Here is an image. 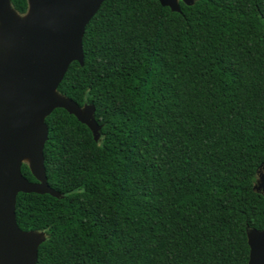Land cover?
Instances as JSON below:
<instances>
[{
    "label": "trees",
    "instance_id": "obj_1",
    "mask_svg": "<svg viewBox=\"0 0 264 264\" xmlns=\"http://www.w3.org/2000/svg\"><path fill=\"white\" fill-rule=\"evenodd\" d=\"M180 8L109 0L88 25L85 65L58 92L96 108L101 139L64 110L47 119L63 198L20 194L16 211L46 234L38 264L249 263L248 231L264 230V0Z\"/></svg>",
    "mask_w": 264,
    "mask_h": 264
},
{
    "label": "water",
    "instance_id": "obj_2",
    "mask_svg": "<svg viewBox=\"0 0 264 264\" xmlns=\"http://www.w3.org/2000/svg\"><path fill=\"white\" fill-rule=\"evenodd\" d=\"M109 0H28V12L19 16L11 0H0V264H38L46 234L23 232L17 223L20 194L63 196L48 182L44 150L49 141L47 119L57 110L87 126L96 142L101 126L96 108H81L58 90L74 63L85 65L83 39L88 25ZM174 13L180 1L157 0ZM28 164L36 182L24 177ZM255 191L264 197V167ZM250 260L264 264V230L248 231Z\"/></svg>",
    "mask_w": 264,
    "mask_h": 264
},
{
    "label": "flooded vegetation",
    "instance_id": "obj_3",
    "mask_svg": "<svg viewBox=\"0 0 264 264\" xmlns=\"http://www.w3.org/2000/svg\"><path fill=\"white\" fill-rule=\"evenodd\" d=\"M19 16L23 17L24 15L19 14ZM0 30H1V23H0ZM0 46H1V42H0ZM6 53H7L6 50L3 47H0V55L3 56V57H5L6 56Z\"/></svg>",
    "mask_w": 264,
    "mask_h": 264
}]
</instances>
